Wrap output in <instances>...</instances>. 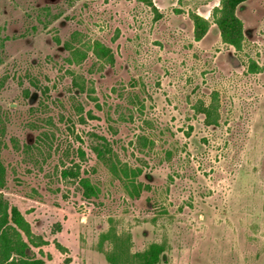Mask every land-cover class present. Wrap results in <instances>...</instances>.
I'll return each instance as SVG.
<instances>
[{
  "label": "rangeland",
  "instance_id": "374dc122",
  "mask_svg": "<svg viewBox=\"0 0 264 264\" xmlns=\"http://www.w3.org/2000/svg\"><path fill=\"white\" fill-rule=\"evenodd\" d=\"M220 7L0 0L1 193L31 258L264 264V0L234 9L239 49Z\"/></svg>",
  "mask_w": 264,
  "mask_h": 264
},
{
  "label": "trees",
  "instance_id": "16d2710c",
  "mask_svg": "<svg viewBox=\"0 0 264 264\" xmlns=\"http://www.w3.org/2000/svg\"><path fill=\"white\" fill-rule=\"evenodd\" d=\"M221 7L215 12L220 13V18L216 20L221 28V35L224 41H227L236 49L240 48L241 32L240 25L233 17V11L243 0H220ZM203 28L202 34L205 33ZM200 34L199 37L202 35ZM68 47V46H67ZM82 90V89H81ZM215 99L205 106L202 104L197 111L204 116L206 126H215L218 123V113L215 106ZM97 158H104V152L100 148H94ZM65 171L63 175L65 176ZM5 184V169L0 161V264H44L41 259L30 257V245L38 248L46 245V242L39 237L32 236L27 222L23 219L16 207H9L1 191ZM20 232H22L27 241H24ZM56 248L65 253L66 250L59 244ZM161 248L158 245H151L145 252L138 254L142 264H156ZM110 264H117L115 257L105 255ZM65 261H68L66 259Z\"/></svg>",
  "mask_w": 264,
  "mask_h": 264
}]
</instances>
